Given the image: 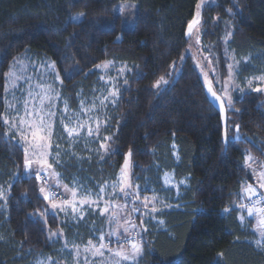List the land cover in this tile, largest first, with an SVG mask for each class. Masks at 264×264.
<instances>
[{"label": "trees", "instance_id": "16d2710c", "mask_svg": "<svg viewBox=\"0 0 264 264\" xmlns=\"http://www.w3.org/2000/svg\"><path fill=\"white\" fill-rule=\"evenodd\" d=\"M199 2L0 0V112L6 74L25 54L54 62L63 93L74 106L80 94L96 85L98 64L126 63L131 69L124 76L128 84L121 80L119 101L104 130L112 137L109 145L115 154L72 163L64 169L67 179L114 180L131 150L135 180L149 185V192L172 196L175 204L160 214L164 228H148L136 264H264V247L257 246L256 234L239 221L236 209L241 186L255 181L244 154L264 159V97L235 93L233 105L239 111L227 110L229 127L235 122L252 142L225 141L222 114L188 52L187 27ZM121 4H134L133 15L120 11ZM202 17L203 44L217 52L222 75L226 51L239 59L251 57L242 64V79L264 70V0H215L204 5ZM161 76L168 83L155 88ZM5 132L0 122V134ZM166 172L187 181L176 199L163 186ZM0 185L9 187L6 205L0 200V264L57 257L61 241L49 240L48 231L65 224L60 217H40L49 207L39 193L41 181L29 178L22 148L2 135ZM225 208L235 210L226 213ZM82 230L79 241L93 232L87 226ZM66 231L71 237L72 230Z\"/></svg>", "mask_w": 264, "mask_h": 264}, {"label": "snow or ice", "instance_id": "6c2138e0", "mask_svg": "<svg viewBox=\"0 0 264 264\" xmlns=\"http://www.w3.org/2000/svg\"><path fill=\"white\" fill-rule=\"evenodd\" d=\"M204 4V0H200V3L196 5L197 12L196 18H194L188 24L189 36L193 33V26L200 23V9ZM119 11V9H118ZM231 13V9H226ZM82 15V14H81ZM74 20L78 19L76 17ZM231 36V32L227 33ZM196 42L199 43V34L196 35ZM211 55V52H209ZM183 60V57H181ZM207 59V57H205ZM248 58H245L243 63H247ZM209 60V65H211ZM242 61H237L233 58L232 63L227 64L228 77L224 82L217 80V84L220 85L219 93L214 91L211 86L208 87V92L219 101V107L225 112L227 110H233L238 112V109H234L233 101L230 92L237 91L240 94H246L248 92H255L264 94V74L258 76H252L245 78L244 87L236 83L237 75L240 74V64ZM112 65L111 61L98 64L97 69L107 70ZM175 67V64L173 65ZM50 70L56 73L54 63L49 65ZM130 72L131 69H127V66H122L117 70L116 77H110L105 80L103 76L100 77L106 85H111L107 89L106 94H101L90 101L81 99L80 111L74 112L69 110L68 105L64 102L63 109H59L57 100L60 99V93L52 87L51 84H40L32 87L29 83L31 78H25L22 75L18 76L15 71L10 70L6 74V82L4 85L5 95L3 100V111L0 112V122L6 127V132L0 134L5 140L16 141L17 146L22 148L24 153V166L25 171L28 173L29 178H34L38 181L43 180L44 183L39 186V193L43 194V199L48 202L50 207L46 206L44 211L39 213L41 218L51 215L54 221L58 220L59 214L64 213L65 219L71 216L74 220H83L85 212H97V214L104 216L108 214L107 218L109 223L115 222L118 228H122V231H112L108 233L100 232L97 239L98 244H94L92 240H89L81 251L80 246L73 244L71 246V252H74L73 264H81L83 260L84 264H94L96 258L104 260L106 253L111 258V264H122V261H128L130 264H136L137 257L142 252V241L140 239L139 232H133L132 230L138 227H143L144 217L151 216L152 213L160 211L156 207V204H164L163 200L153 195L151 198L145 196L141 197V192L146 189H139L138 185H134L130 180V168L132 167V152L129 150L127 158L124 161L120 169V174L116 180L112 182H104L98 185V191L95 193L91 189L85 188L83 185H79L78 181H73V187L69 188L62 183L60 174L55 171L54 164L59 166L60 164V143H55V149H53L54 135L57 140H63L67 143L68 148L71 149L74 145H78L82 140L85 141L87 146L88 141H93L98 144L97 149H89V151H95L100 154V158L103 159V155L115 154L110 148L109 142L112 141L110 136H101V131L106 130V125L110 117L104 112L109 104L113 107L119 101V87L118 82L120 78L124 77L125 71ZM79 71V69L75 70ZM215 71V68H212ZM71 75V74H69ZM207 73H204L207 79ZM24 80L25 83H29L27 91L20 90V81ZM56 80H59L58 73L55 76ZM62 83V81H60ZM168 81L164 76H161L156 82L154 87L160 88L162 84L166 85ZM211 85V81H207ZM123 84L127 86L128 81L123 78ZM127 90V88H126ZM21 91L22 99L17 98L16 92ZM11 97V99H9ZM87 105L89 106H86ZM227 106V108H225ZM82 115H86L87 119H83ZM103 117V118H101ZM59 124L60 132L56 134L55 125ZM94 125V127H93ZM223 139L229 140V133L232 132L231 139L239 143H251L252 141L239 132V125L232 122L231 128L229 127V119L227 115L222 120ZM17 137L19 138L17 140ZM264 151V150H262ZM102 153V154H101ZM74 155V153H73ZM49 157H52L50 162ZM244 164L248 167L253 175L257 178V187L252 184H243L240 192L238 193L240 201L236 203V209H239L240 215L239 221L244 222L246 218L255 219V230L259 232L261 239L255 241L257 246L264 247V162L257 161L251 154H244ZM253 164L256 167H253ZM35 165V167H33ZM55 177L49 183V180ZM165 183L169 182V176L165 174ZM183 183V181L181 182ZM79 185V186H77ZM178 187V186H177ZM139 189V190H138ZM70 194V198H65ZM120 196L124 199L123 205L116 204L114 197ZM3 190L0 189V198H3ZM108 196L113 199H105ZM101 202L103 207H100ZM139 202V203H137ZM87 205V209L84 207ZM151 205V207H149ZM125 214L131 216V213H141V224L137 225L131 219H125L124 225L120 224V213L116 210L124 211L129 209ZM164 207H171V205L164 204ZM235 209L225 208L224 211L229 213ZM46 223V219L44 220ZM64 221H61L63 223ZM162 223V221H161ZM143 231H147L146 227H143ZM105 235L109 238L115 237V242L119 245L118 248L110 247L112 243L109 239L108 243H105ZM49 240H58L62 238L61 232L48 231ZM64 247H68V242L65 241ZM222 255V254H221ZM41 264H53L52 258H46ZM58 264V262H56Z\"/></svg>", "mask_w": 264, "mask_h": 264}, {"label": "rangeland", "instance_id": "374dc122", "mask_svg": "<svg viewBox=\"0 0 264 264\" xmlns=\"http://www.w3.org/2000/svg\"><path fill=\"white\" fill-rule=\"evenodd\" d=\"M215 0H204V4L202 6V8L200 9V23L198 25H194L193 26V33L191 36H189L187 34V36L190 39V44L188 47V52L192 55V58L194 60V63L201 75V78L206 86V89H208L209 86H211L213 88L214 91H217V94L219 93V87L220 85L217 84V80H219L220 82H224L227 80L228 77V71H226V73L224 75H222L223 73L221 72V68H220V57L218 56L217 52H215L211 47H206L203 44L202 41V23H203V17H202V11L204 8L205 4H209V3H214ZM200 3V2H199ZM120 9V11H123L124 13L128 14V16L133 15V11L134 10V4H121L120 7H118ZM197 12V9H196ZM194 18H196V13ZM193 18V19H194ZM192 19V20H193ZM191 20V21H192ZM127 21V22H126ZM190 21V22H191ZM125 22L127 24H130V21H128L127 19H125ZM187 32H188V27H187ZM197 33L199 34V43L196 42V35ZM225 43L230 39V36H225ZM225 49H227V46L225 45ZM209 52H211V55L209 54ZM229 52V51H228ZM226 55V66L228 63H232L233 58L237 61H242V63L240 64V74L237 75L236 78V83L240 84L241 87H244V83H245V78H250L252 76H258L260 74H264V70L259 72V73H250L248 76L244 77V79H242L241 77V72H242V64L243 61L245 60V58H248V62H250V56L244 57L242 59H239L236 57L235 54H230V53H225ZM205 57H207V59H205ZM209 60H211V65H209ZM112 65L109 67V69L107 70H102V69H97L98 74H99V78L98 81L96 83V85L94 86V88L86 95H79V101L77 103L76 106L72 105L69 102V99L66 97V95L63 93V81H62V77L60 75V73L58 72L55 64L54 67L56 69V73H53L50 68L49 65H52L54 62H52L51 60L48 59H35L34 57H32L30 54H25L22 58H19L17 61H15L13 63V67H12V71H15L16 74L18 76L22 75L25 78H31V80L29 81V83L32 85L33 88H35V86L40 85V84H51L53 88H55L59 93H60V99L57 100V105L59 109H63L64 107V102L67 103L68 108L71 111L74 112H79L80 111V101L81 99H84L86 102L90 101L92 99H94L97 96H101V94H106V91L108 88L111 87V85H106L104 83L103 80L100 79L101 76L104 77L105 80L109 79L110 77H116L117 76V70L122 67V66H127L128 69V65L126 63H121V62H116V61H112ZM247 62V63H248ZM102 64V63H101ZM212 68H215V71H212ZM127 70L125 71L126 74ZM207 73V79L204 76V73ZM58 73L59 75V80L55 79L56 74ZM124 74V76H125ZM124 77L120 78L119 82H118V87H119V91H120V82ZM60 81H62V83H60ZM207 81H211V85H209V83H207ZM29 83H25L24 80L22 79L20 81V90L21 91H27L29 88ZM21 91H17L16 92V96L17 98L22 99L23 97H21ZM247 91V90H246ZM208 92V90H207ZM235 93H239L237 91H231V97H232V101L234 99V95ZM208 95L210 97V99L214 102V104L219 108L221 114H222V119L225 115H227V111L225 112L224 110H221V108L219 107V101H217L209 92ZM264 97V94H262ZM9 99H11V97H9ZM86 106L87 105L86 103ZM114 107L111 106L109 104V106L104 109V112L107 113V116L109 117V112L113 109ZM225 108H227V106H225ZM83 119H87L86 115H82ZM103 118V117H101ZM110 123V119L108 121V124L106 125V127L109 125ZM94 127V125H93ZM56 128V134L58 135L60 132V127L59 124L57 123L55 125ZM101 136H109L107 134L104 133V130L102 129L101 131ZM229 137L231 138L232 135L230 134ZM19 138L17 137V140ZM54 139V143H53V149H55V143L58 142L60 143V164L59 166L54 164L55 167V171L58 172L60 174V179L62 180V183L64 185H67L69 188L73 187V181H78L79 185H83L85 188L87 189H91L93 193H95L96 191H98V185H101L103 183H99L98 181H93L90 182L91 179H83L80 176L74 175L73 177L67 179L68 177L66 176V171L64 170L65 168L69 167V165H71L72 163L78 161V162H82L83 159L87 160L90 159L92 157H95L97 154L95 151H89V149H97L99 146L97 143L93 142V141H88L87 142V146H85V141H81L78 145H74L71 149L68 148V145L65 141L63 140H57L56 139V135H54L53 137ZM74 153V155H73ZM102 154V153H101ZM250 154V153H249ZM252 155V154H251ZM253 156V155H252ZM257 161L260 162H264V159L258 158L256 156H253ZM127 158V156L125 157V159ZM50 162H52V157H49ZM125 161V160H124ZM132 161V159H131ZM124 164V163H123ZM33 167H35V165H33ZM253 167H256L255 164H253ZM133 162H132V167L130 168V180L134 185H138L139 189H150L152 190V188L147 185L148 187H142L140 185V183H138L134 176H133ZM120 171L118 172L116 178L114 180L117 179V177L119 176ZM165 174H167L169 176V182L165 183L164 177ZM163 177V186L165 189H169L170 191H174L175 195L173 197V199H176L178 196V193H180L181 191V187L183 185H186L187 181L185 179L182 180H177L175 178V175L173 172H166ZM255 181L254 183H248V184H252L254 187H257V178L254 175ZM56 179L55 177H52L49 180V183L52 182V180ZM114 180H110V181H106V182H112ZM41 184L44 183L43 180H40ZM183 181V183H181ZM77 185V186H79ZM178 186V187H177ZM0 189L3 190L4 196L3 198H0V200L3 202V206L6 205V199L8 197V193H9V187L0 185ZM138 189V190H139ZM147 189V190H148ZM141 197H149L151 198L153 195H155L158 200H163L164 204L167 205H171L175 206V204L173 203V201L171 200V197L168 198V195H164V194H155L152 192H146L142 191L141 193ZM65 198H70V194L68 196H66ZM105 199H113L110 198L108 196L105 197ZM116 204H120L123 205L125 203L124 199H122L119 195L114 197ZM139 203V202H137ZM164 204H156V207L160 209V211L156 212V213H152V215L149 216H145L144 217V224L143 227L148 228L150 227L151 224H155L157 229H161L164 228V219L162 217H160V214L165 211L166 209H168L169 207H164ZM50 207V205H49ZM87 209V205L84 206ZM100 207H103V203L101 202ZM149 207H151V205H149ZM119 213H120V224L124 225L125 227H127V225L124 224L125 219H131L133 222H135L137 225L141 224V213L140 212H134L131 213V216H127L125 213L127 211H130V207L129 209H126L124 211H121L119 209H116ZM108 214H105L104 216H101L99 214H97V212H85L84 218L83 220H74L71 216H69L67 218V220L65 219V215L64 213H60L59 217L62 221H64L63 223L65 224L64 228H61L59 231L56 232H61L62 231V238L59 239L61 241V245L59 248V253L57 254V257H53L51 255H44V256H39L33 264H41L42 261H45L46 258L51 257L53 264H56V262H58V264H73V256H74V252H71V246L73 244L79 245L81 251H83L84 246L87 244V242L89 240H92L94 244H98L99 241L97 239L98 235L100 234L101 231H103L104 233H108V232H112V231H117L120 232L122 231V228H118L115 224V222L109 223V220L107 218ZM248 219V218H247ZM246 219V220H247ZM162 221V223H161ZM245 223V221H244ZM89 227L90 230H92V235L91 237H89L87 240L85 241H79V235L81 233L82 227ZM69 227L73 234L71 235V237H69L67 235V231L66 228ZM143 227H138L137 229L132 230L134 233L135 232H139L140 233V239L142 241V252H143V243H144V239H145V233L147 231H143ZM251 230L254 231V233L256 234L255 240L261 239L259 232H257L255 230V219L252 221V224L250 225ZM109 239H111L112 243L109 245L110 247L113 248H118L119 245L115 242V237L109 238L107 235H105V243H108ZM65 241L68 242V247L65 248L64 244ZM141 252V254H142ZM141 254L137 257V262L139 261ZM136 262V263H137ZM81 264H84L83 260H81ZM94 264H111V258L107 255L105 256V259L102 261L99 258H96V260L94 261ZM122 264H130V262L128 261H122Z\"/></svg>", "mask_w": 264, "mask_h": 264}, {"label": "crops", "instance_id": "0c3cea01", "mask_svg": "<svg viewBox=\"0 0 264 264\" xmlns=\"http://www.w3.org/2000/svg\"><path fill=\"white\" fill-rule=\"evenodd\" d=\"M241 213H240V211H239V215H240ZM247 219V218H246ZM254 220V218H248L247 220H245V223L244 222H242L243 224H247V225H251L252 224V221Z\"/></svg>", "mask_w": 264, "mask_h": 264}]
</instances>
